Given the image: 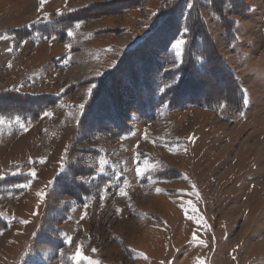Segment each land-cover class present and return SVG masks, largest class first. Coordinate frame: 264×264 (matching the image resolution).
Returning <instances> with one entry per match:
<instances>
[{"label":"rangeland","instance_id":"1","mask_svg":"<svg viewBox=\"0 0 264 264\" xmlns=\"http://www.w3.org/2000/svg\"><path fill=\"white\" fill-rule=\"evenodd\" d=\"M27 1L35 18L27 27L36 26L28 45L15 46L13 35L0 28V91L45 92L57 101L39 116L0 113V182L16 177L0 188V216L9 222L0 232V264H264L263 21L258 25L255 18L253 29L245 27L253 43L241 53L225 46L239 41L235 32L225 36L220 24L227 25L205 8L209 32L242 89L238 107L154 100L145 116L128 74L119 81L121 105L111 110L118 126L85 137L79 120L93 88L180 0H134L115 13L101 4L117 0H76L75 9L95 3L94 17L70 22L67 15L54 29L60 34L51 36L40 27L74 6L68 0ZM184 1L190 6L194 0ZM13 14L0 16V27ZM225 14L233 31L235 14L226 7ZM185 16L171 42L172 61L166 62L164 45L154 50L163 69L183 59V44L176 42L185 41ZM40 58L51 73L42 81L30 74L37 69L22 67ZM208 91L215 96L218 90ZM20 156L25 159L18 162ZM71 165L77 170L70 179L88 184L79 199L57 186Z\"/></svg>","mask_w":264,"mask_h":264},{"label":"trees","instance_id":"2","mask_svg":"<svg viewBox=\"0 0 264 264\" xmlns=\"http://www.w3.org/2000/svg\"><path fill=\"white\" fill-rule=\"evenodd\" d=\"M133 2L134 0H117L102 3L101 6L105 11L115 13L124 10V7L132 5ZM184 2V0H180L168 16H164L161 22L152 27L153 29L145 38L129 48L123 55L120 64L103 76L102 85H96L93 88L79 120L80 130L85 137L93 136L102 128L109 131L113 130L109 128L111 123L113 126L117 125V122L113 119L116 114L112 113L114 111L112 109H118L121 105L119 81L125 80L128 74L131 75L133 82L138 86L137 91L140 92V99L144 104V106H141L139 103L140 107L137 110L145 116V106L154 100L163 104L168 102L170 106H177L186 101H191L216 109L221 108L224 104L236 105L237 107L241 105L242 89L235 79L232 81L234 78L233 73L224 64L216 41L209 32L207 20L202 12L201 0H194L190 6H186ZM228 3H231L233 8L243 10H248L249 6L242 0H211V11L216 13L221 18L220 20L227 25L228 34H233V24L231 26V22L225 14V7ZM93 4L96 6L95 3H90L87 6L62 13L54 22L41 26L40 28L43 29L41 31L48 36L60 34L54 29L65 22L63 20L67 15L70 22H74L83 14L84 18L94 17L96 12L93 10L95 9ZM182 12L186 13L183 25L187 28L184 35L185 43L182 47L183 59L178 66L163 69L164 60L154 50L155 48H162L164 45L165 50L163 51L167 55L166 62L172 61L171 42L181 32L182 27L179 28V21ZM102 13L105 12L102 11ZM70 22L69 25L72 24ZM30 27H33L32 30L25 26L13 29L12 32L18 39L30 38L35 32L36 26ZM160 68L161 71H159ZM117 76H119V79ZM161 81H163L164 86L159 89L157 84ZM210 86L218 90L215 96H208ZM232 86L236 89H233ZM1 94L6 96V102L0 101V113L9 115L39 116L48 104L57 101V96L49 93L33 94L7 89L0 91ZM143 97L145 98L142 100ZM115 111L119 113V110ZM83 149L87 150V148ZM73 166L67 168L68 172L71 168L70 174L66 172L59 176L60 184H57V186L60 187L61 184L63 187L67 186L66 192L70 193L75 199H79L88 193L86 192L88 184L77 178L70 179L72 173L77 170ZM78 174H84V172L79 171ZM64 176L65 178L62 181ZM15 178H5L0 182V188L9 187L11 181ZM8 224V220L0 216V232L6 229Z\"/></svg>","mask_w":264,"mask_h":264},{"label":"crops","instance_id":"3","mask_svg":"<svg viewBox=\"0 0 264 264\" xmlns=\"http://www.w3.org/2000/svg\"><path fill=\"white\" fill-rule=\"evenodd\" d=\"M242 1L245 2L249 6V11L247 10L248 12H246V13L243 12V14H241V13L237 14L234 11V8H233L231 3H228L226 5V12L227 13L234 12V14H235L234 16L237 19L236 25L234 26V29H233V33L235 32V35L239 38V41L237 43L235 41H234V43L229 42V41L227 43V41H226L225 46L234 50L233 46L235 45L237 48L240 47V50H238V52L241 51V53H245V51H246L244 48L245 45L251 46V43H253L251 40H249V37H246L247 33L244 32L245 27L253 29L255 24H256L253 20L256 18L258 25L260 24V22L263 21L262 26L264 28V0H242ZM68 2H69V4H72L74 7L65 8V10H69V9L74 10L76 7H79V6H75V5H77V3H75L76 0H68ZM201 2H202V12H203V15H204L206 20H207V18L205 16L204 12H205V8L207 9V7L209 8L208 10H209L210 14L218 17V15L216 13L212 12L210 9L211 0H201ZM37 9H38V7L36 5L35 10L37 11ZM10 12L14 13L13 16L7 22H5L0 28H3L2 29L3 32L12 34L13 35V42L15 43V46L17 43H19V47L22 49V47L28 45V43H29L28 40L30 38L18 39L17 36L12 32V30L25 27V26L29 25L30 23H32L35 19V18L30 17V15H33V11H32L30 3L27 0L24 2H21V3H19V2L15 3L13 0H0V16H8ZM259 14H262V16H263V20H261V21L258 18ZM239 15H241V16H239ZM218 19H219L220 23H222L220 18H218ZM207 24H208L209 29L211 30V26H210L208 20H207ZM220 25L224 30L225 36L228 35L226 27L223 24H220ZM3 32L1 31V33H3ZM212 36H213V34H212ZM248 36H250V34ZM243 38H245V40ZM214 39L217 43L216 45L218 46V49H220V51H221V44L218 43V39H216L215 37H214ZM36 45L37 44H35V46ZM36 63H37L36 65H34V63H31L29 66H22V67H29V68L37 69L38 72L34 73L32 70L30 74H34V76H39L41 78L40 81L43 80L44 76H46L48 78L51 73L49 70L47 71L43 66L44 58H40L39 60H36ZM37 66L39 68H36ZM41 76H43V77H41ZM45 85H46V82H45ZM26 90L30 91L29 89H26ZM39 90L40 89H38V91ZM48 91L49 90H46V92H48ZM56 142H58V140H56ZM2 156H4V155H2ZM24 159H25L24 157L20 156L17 158V161L21 162ZM10 161H11V159H8V163H10ZM0 170H1V165H0Z\"/></svg>","mask_w":264,"mask_h":264},{"label":"snow or ice","instance_id":"4","mask_svg":"<svg viewBox=\"0 0 264 264\" xmlns=\"http://www.w3.org/2000/svg\"><path fill=\"white\" fill-rule=\"evenodd\" d=\"M45 2H46V0H45ZM79 25H77V27H78ZM185 43V41L183 40V39H181V40H179V41H177L176 42V46L177 47H179L180 45H182V44H184ZM9 66H11V65H9ZM166 87H167V85H166ZM244 102L245 103H247L248 101L247 100H244ZM81 107H83V105H81ZM46 114H51V113H46ZM103 163H105V161H103V160H101V164H103ZM33 175H35V171H33ZM25 187H27V185H25ZM157 191H162V189H157ZM122 194H124V193H122ZM42 197L45 195L44 193H41L40 194ZM25 223H28V221H24ZM203 242V241H202ZM77 258L79 259V258H83V259H86V257H83L82 256V254L80 253V252H78L77 253Z\"/></svg>","mask_w":264,"mask_h":264}]
</instances>
